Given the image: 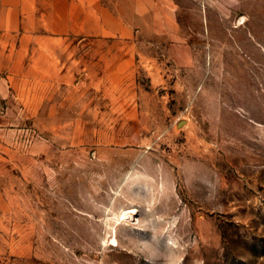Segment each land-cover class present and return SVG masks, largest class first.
I'll list each match as a JSON object with an SVG mask.
<instances>
[{
    "label": "rangeland",
    "instance_id": "rangeland-1",
    "mask_svg": "<svg viewBox=\"0 0 264 264\" xmlns=\"http://www.w3.org/2000/svg\"><path fill=\"white\" fill-rule=\"evenodd\" d=\"M173 2L0 91V264H264V0Z\"/></svg>",
    "mask_w": 264,
    "mask_h": 264
},
{
    "label": "crops",
    "instance_id": "crops-1",
    "mask_svg": "<svg viewBox=\"0 0 264 264\" xmlns=\"http://www.w3.org/2000/svg\"><path fill=\"white\" fill-rule=\"evenodd\" d=\"M146 28L160 37L178 32L173 0H0V74L8 73L0 78V91L15 85L22 68L45 85L62 83L70 55L54 51V44L70 36L129 41L136 29ZM42 44L44 50H37ZM84 58L82 53L71 67L79 68Z\"/></svg>",
    "mask_w": 264,
    "mask_h": 264
},
{
    "label": "bare ground",
    "instance_id": "bare-ground-1",
    "mask_svg": "<svg viewBox=\"0 0 264 264\" xmlns=\"http://www.w3.org/2000/svg\"><path fill=\"white\" fill-rule=\"evenodd\" d=\"M132 212H133V211H132ZM131 214H132V213H131ZM128 215H130V214H128ZM133 215H135V212H134V214H133ZM130 216H131V215H130ZM130 216H129V217H130Z\"/></svg>",
    "mask_w": 264,
    "mask_h": 264
}]
</instances>
